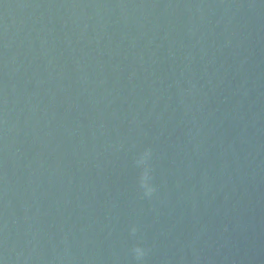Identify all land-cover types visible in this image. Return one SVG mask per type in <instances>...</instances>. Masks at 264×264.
I'll return each mask as SVG.
<instances>
[{"label":"water","instance_id":"1","mask_svg":"<svg viewBox=\"0 0 264 264\" xmlns=\"http://www.w3.org/2000/svg\"><path fill=\"white\" fill-rule=\"evenodd\" d=\"M0 264H264V0H0Z\"/></svg>","mask_w":264,"mask_h":264}]
</instances>
